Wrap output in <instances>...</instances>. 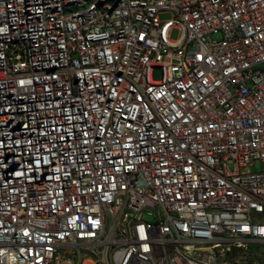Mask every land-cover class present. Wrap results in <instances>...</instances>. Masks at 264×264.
<instances>
[{"label": "built area", "instance_id": "built-area-1", "mask_svg": "<svg viewBox=\"0 0 264 264\" xmlns=\"http://www.w3.org/2000/svg\"><path fill=\"white\" fill-rule=\"evenodd\" d=\"M0 264H264V0H0Z\"/></svg>", "mask_w": 264, "mask_h": 264}, {"label": "rangeland", "instance_id": "rangeland-1", "mask_svg": "<svg viewBox=\"0 0 264 264\" xmlns=\"http://www.w3.org/2000/svg\"><path fill=\"white\" fill-rule=\"evenodd\" d=\"M160 18H161V20H168V19H170L171 18V15L170 14H162L161 16H160ZM179 37V31H177V30H174L173 32H172V39L173 40H176L177 38ZM154 78H155V80H159L160 78H161V71L160 70H156L155 72H154Z\"/></svg>", "mask_w": 264, "mask_h": 264}]
</instances>
